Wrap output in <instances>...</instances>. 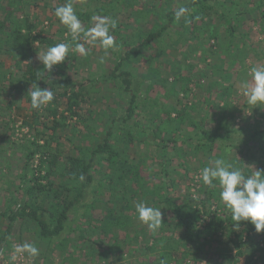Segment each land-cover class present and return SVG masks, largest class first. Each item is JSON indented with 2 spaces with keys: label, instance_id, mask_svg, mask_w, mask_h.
<instances>
[{
  "label": "rangeland",
  "instance_id": "obj_1",
  "mask_svg": "<svg viewBox=\"0 0 264 264\" xmlns=\"http://www.w3.org/2000/svg\"><path fill=\"white\" fill-rule=\"evenodd\" d=\"M31 4L26 6L27 11L34 20L33 33L37 36L36 44L39 51L60 42H70L71 36L66 25L51 13V6H62L70 4L73 9L83 12H93L104 5H111L110 12L115 13L116 27L110 29L114 37L115 47L105 50L98 44L89 48L87 55L70 52L63 62L65 64V77L57 74V67L49 74L45 70V76L41 80H31L32 65L36 72H43L44 65L36 58L37 52L31 57L23 60L21 67L15 55L3 50L0 53V211L4 212L7 202L12 197V192H17L12 198H19L18 187L21 184V175L27 171L26 168V145L29 141L45 142L62 153V162L69 155H78L77 146H85L92 139L88 135L85 124H89V111L105 117L99 125L93 126L91 135L96 131H102L104 124L108 121L107 115L112 110L124 104L123 91L117 80L105 79L104 75L110 74L117 62V52L120 46L128 42H138L142 39L144 32L154 30L160 25L162 13L184 6L190 0H137V6H132L136 0H30ZM233 0H213L214 9L204 10L203 18L196 17L193 20L185 18L175 19L167 33L159 40H155L147 50L148 56L137 63L129 65L136 73L146 79V84L140 87V106L136 117L130 121L138 120L146 126L140 135L143 141L133 149L134 154L141 152H155V168L160 171L165 166L170 172V179L175 178L176 183L170 188L171 193L179 200H186L198 209L200 220L194 224L198 228L216 217L218 220H226L215 234L212 245L205 252H195V245L186 242L184 228L162 234L166 242H170L173 235L179 249L173 252L177 258L184 260L186 264H248V260L256 261V264H264V232L257 233L254 225L250 222H240L239 229L234 226L231 212L225 207L220 199V187L217 182V197L212 198L206 205L201 201L209 198L206 192L208 185L203 184L201 170L211 166L215 159L223 158L234 167L242 168L245 174H251L256 170H264V105L257 107L249 106L247 98L243 94V84L251 80L250 69L255 66H264V15L255 10L256 5H262L264 0H234L232 12V23L237 26L233 40L230 37L231 23L228 18L222 17V9L229 10ZM233 1V2H234ZM131 4H129V3ZM8 0H0V6H7ZM155 5L158 10L146 14L143 12V4ZM263 9V8H262ZM255 10V11H254ZM2 14V11H0ZM3 16V15H2ZM101 16V15H96ZM261 16V17H259ZM263 16V17H262ZM110 20H113L109 16ZM257 17V19H256ZM82 26L87 29L92 26L90 19H80ZM197 25V31L191 28ZM216 36V37H214ZM46 39V42H42ZM83 42V41H79ZM38 51V52H39ZM19 60V59H18ZM176 68V69H175ZM155 71H159L157 75ZM182 75L193 77L188 82V90H181V82L174 85L176 79ZM164 79L163 83L158 79ZM153 79L159 84H151ZM59 80L58 83L54 82ZM160 81V80H159ZM164 84V85H163ZM31 85L42 88H50L54 93V99L41 109L31 107ZM152 85L148 90V86ZM232 85V86H231ZM231 86V93L225 95V88ZM53 87V89H52ZM82 91L81 116L69 117L66 111L65 91ZM160 95V96H159ZM156 98L161 100L157 105L152 101ZM227 98V99H224ZM229 98L230 103L227 104ZM150 99V100H149ZM147 100V101H145ZM57 107L58 118L67 116L69 128L60 127L54 134V116L50 114L49 108ZM177 108L172 111V117L185 115L189 112L192 123H182L177 137L179 142L174 147H166L163 152L157 138L153 135L150 124L152 121L167 119V109ZM184 112L180 113L179 112ZM82 121H86L83 123ZM91 121V120H90ZM92 123V121L90 122ZM93 125V124H92ZM99 126V127H97ZM133 127H135L133 125ZM219 129V130H218ZM230 130L237 138L233 143L223 144L221 140L214 141L212 150L200 149L195 151L193 145L199 141L197 138H185L188 135L196 137L197 134H206L219 131L222 135ZM247 139V140H246ZM207 142H210L207 139ZM246 140V141H245ZM39 155H37V159ZM39 161L32 165L37 168ZM101 170L96 174L99 180L108 176L107 165L100 164ZM48 170V165L43 168V175ZM62 169L57 168L54 174L59 182ZM136 186V185H135ZM97 190L95 196L108 203H98V212L109 211L115 203L114 196L100 193ZM149 192L139 193L132 196V209L127 208L125 220L130 226L116 228L120 249L114 248L113 253L102 257L99 246L97 252L93 253L92 243H85L78 231L69 232L65 243L58 240L48 241L38 236L36 224L33 220H18L15 223L13 233L0 242V264H141L142 262H157L160 244L156 243L153 252L145 248L147 241L151 245L155 240L140 236L138 242L130 239L139 232L150 229L138 219L135 205L145 202L147 205L160 208L163 218L166 217L165 228H174V217L166 203L159 206L158 200ZM181 202V201H180ZM80 211L75 219V225H82L88 235L104 248H113L115 239L103 235L98 230H91L89 220ZM119 214V213H118ZM8 219L0 215V230H5ZM101 226V225H97ZM175 229V228H174ZM160 228L154 233L161 234ZM126 241V242H124ZM25 242L33 244L39 249L37 257H29L27 254L18 255L17 260H11L14 254V246ZM118 244V243H117ZM174 244V245H175ZM190 251L187 255L183 252ZM243 254L239 255L238 251ZM171 264H179L172 262Z\"/></svg>",
  "mask_w": 264,
  "mask_h": 264
},
{
  "label": "trees",
  "instance_id": "obj_2",
  "mask_svg": "<svg viewBox=\"0 0 264 264\" xmlns=\"http://www.w3.org/2000/svg\"><path fill=\"white\" fill-rule=\"evenodd\" d=\"M122 1L125 2L126 0ZM212 1L190 0L187 4L181 6L188 9L183 18L188 20H193L196 17L203 18L204 10L214 9ZM233 1L229 10L222 9L221 11L222 17L228 18L229 23H231V40H233L234 34L237 31V26L231 20L235 3ZM137 2L136 0L132 1V4L127 3L134 6ZM31 3L32 1L30 0H8L7 6H0V11H2V14H0V53L6 50L10 54L15 55L20 67L23 60L31 58L39 51V45L35 43L37 36L33 33L34 20L26 9V6ZM111 5L113 6V4L101 6L93 12H83L75 9L74 11L79 19H90L93 16L101 15L109 16L114 20L116 19V15L110 12ZM57 7L59 6H51L49 8L50 12L55 14ZM181 7L165 13L163 12L160 25L154 30L144 32L142 39L138 42H128L120 46V51L117 52L118 60L114 69L110 74L104 75V78L118 81L119 87L123 91L122 99L124 100V104L113 109L111 114L107 115L106 119L108 121L104 124L103 130L96 131L95 135L90 134L93 131L92 127L102 123L105 117L99 116V118H95L97 115L93 111H89L88 118H90L92 123L89 120V124H85V127L92 139L89 144L76 147L79 151L78 155H69L66 157L65 162H62V153L58 149L54 150L48 142L44 144L35 140L28 142L25 153L27 171L21 175V184L18 187V194L23 200L19 203V198H12L17 193L12 192V197L7 202L6 211H0V215L6 216L9 222L5 230H0V242L7 239L13 233L15 223L18 220L25 221L30 219L35 222L37 234L42 239L48 241L58 240L63 244L66 242L69 232L78 231L80 238L85 243H87V240L92 243L93 253L98 251L95 248L97 244V246L101 247L99 251L102 257H107L116 251L114 248L120 249L121 247V244L118 241L116 242L118 233H115V229L130 226L129 222L125 220V212L127 208L132 209V196H137L140 192L145 194L149 192L158 200L156 206L162 203L167 204L171 216L174 217L175 229L170 226L168 229L165 228L168 222L166 221V217H164V223H162L159 231L161 234L156 235L149 230L152 234L148 236V231L146 233L145 231H138L135 236L130 238L138 242L140 236H144L147 239L153 237L155 241L151 245L146 241L144 246L153 252L156 249V243L160 244L157 262L150 261L146 263L142 262L141 264H171L172 262L186 264L184 260L173 255V252H177V249H179L175 244L177 243L176 238L171 235L170 242H166L165 237H162V234L171 233V231L173 234L175 230L180 228H184L183 233L185 234L186 242L190 241L195 245L193 253L205 252L209 249L221 225L230 219L220 221L214 217L202 225V228H198L194 222L200 220L199 214L197 215L199 211L193 207L192 203L189 202L190 200H179L171 193L170 188L173 187L176 180L175 178H171L170 184H168L167 177L170 172L167 170V166L160 171L156 170L154 165L157 160L155 157L162 158V156H156L153 151L147 153L141 152L139 155L133 152V149H137L139 147L138 144L143 141V136L140 133L146 129V126L142 125L138 120L132 124L130 123L136 117L138 108L141 105L139 92L140 87L146 84V79L131 69L129 65L141 62L145 56H148L147 62H150L152 54L147 55L148 48L155 40L161 39L167 33L171 24L176 19V10ZM142 9L146 14L157 12L158 10L155 5L146 3L143 4ZM254 9L257 10V13L261 12L264 15V3L256 5ZM191 30L196 32L197 25L192 27ZM44 40L46 42V39H42V42ZM56 67L58 69L57 74L66 79L64 78L66 71L65 64L62 63ZM28 68L31 70L30 78L34 80L35 74L38 72L34 70L32 65H29ZM157 73L159 71L154 72L155 75ZM192 78L191 75H182L173 84L176 85L178 82H181V90L186 92L188 90L187 84ZM58 81L55 80L54 82L58 83ZM155 81L159 84L158 82L163 83L164 79L160 78L158 82L153 79L151 84H156ZM152 85L148 86V90ZM231 86L225 88V95L231 93ZM81 96L82 91L79 90L65 91L64 97H66L67 104L65 109L69 112V117L81 116ZM160 101L152 98L151 102L160 105ZM229 103L228 98L227 104ZM172 109L177 110V108L167 109V119L160 120V123L155 120L150 124L152 133L159 141L164 153H166V147H174L179 142V138L183 139L182 136L177 137L179 133L177 128L181 129L184 122L190 124L193 121L189 118L187 110H185L184 116L181 114L173 118L171 116L173 112L169 111ZM49 111L55 118L53 125L55 135L60 127L69 128L66 115H63L61 119L58 118L59 110L57 107H50ZM178 112L179 114L184 113ZM81 118L84 119L82 116ZM82 122L86 123V121ZM185 138L199 139V142L193 145L195 151L200 149L212 150V146L215 144L214 141L218 139L223 144L233 143L237 139L230 130H228L226 135H222L217 131L197 134L196 137L188 135ZM207 139L210 142H207ZM37 155H39L38 159ZM221 156L222 158L224 157L223 154ZM222 158L219 157V159ZM38 161L39 165H37V168H32L31 166ZM45 164L48 165V170L43 175ZM100 164L107 165L106 171L109 174L98 180L96 174L101 170ZM57 168H61L63 172L60 176L62 179L59 182L54 175ZM82 176L83 179H81ZM217 182L214 181L216 187L207 186L208 192L206 193L209 198L201 200L204 205L212 200V198L216 199L218 191ZM98 189H100L101 194L106 193L110 197L114 196L115 203L120 205L114 206L109 211H104L103 213L98 212V203H108L109 201L95 196ZM82 210L83 216L89 220L87 224L91 226V230H99L101 234L115 239L113 248H104L102 245H99L95 239L88 238L82 225H75V219ZM183 253L187 255L192 252L187 250V252ZM238 254L242 255L243 251L239 250ZM247 263L256 264V261H252L251 259Z\"/></svg>",
  "mask_w": 264,
  "mask_h": 264
},
{
  "label": "clouds",
  "instance_id": "obj_3",
  "mask_svg": "<svg viewBox=\"0 0 264 264\" xmlns=\"http://www.w3.org/2000/svg\"><path fill=\"white\" fill-rule=\"evenodd\" d=\"M187 11L188 9L184 7L176 10V19L185 16ZM55 16L66 25L72 42H75L74 47L73 43L60 42L37 52L36 58L44 65V71L37 73L38 80L45 76V70L50 74L54 66L62 64L72 51L87 55L89 48H86V45L95 47L98 44L105 50L115 47L110 29L116 27V21L107 17L93 16L92 26L85 29L70 4L57 7ZM249 75L251 80L244 82L243 94L249 106L260 107L264 105V66L251 68ZM29 92L33 109H41L54 99V93L50 88L31 85ZM200 176L203 184L210 187H216L214 181L219 182L220 199L231 212L236 229H239L240 222H250L257 233L264 232V170H256L246 175L242 168L234 167L224 159H215L211 162V166H206L201 170ZM135 209L138 219L153 233L164 223L160 208L139 202L135 205ZM24 254L37 257L39 249L28 242L15 245L11 260L15 262L18 255Z\"/></svg>",
  "mask_w": 264,
  "mask_h": 264
}]
</instances>
